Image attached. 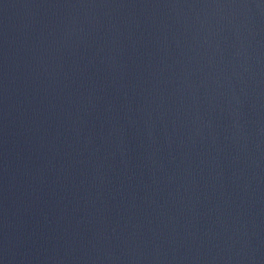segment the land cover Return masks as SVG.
<instances>
[{
    "label": "water",
    "instance_id": "obj_1",
    "mask_svg": "<svg viewBox=\"0 0 264 264\" xmlns=\"http://www.w3.org/2000/svg\"><path fill=\"white\" fill-rule=\"evenodd\" d=\"M0 264H264V0H0Z\"/></svg>",
    "mask_w": 264,
    "mask_h": 264
}]
</instances>
